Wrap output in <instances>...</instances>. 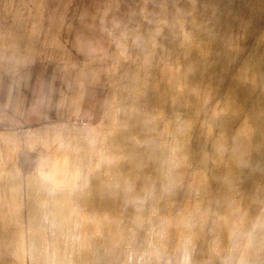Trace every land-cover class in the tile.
Segmentation results:
<instances>
[{
    "label": "rangeland",
    "instance_id": "obj_1",
    "mask_svg": "<svg viewBox=\"0 0 264 264\" xmlns=\"http://www.w3.org/2000/svg\"><path fill=\"white\" fill-rule=\"evenodd\" d=\"M35 61L0 264H264V0H0V79Z\"/></svg>",
    "mask_w": 264,
    "mask_h": 264
},
{
    "label": "crops",
    "instance_id": "obj_2",
    "mask_svg": "<svg viewBox=\"0 0 264 264\" xmlns=\"http://www.w3.org/2000/svg\"><path fill=\"white\" fill-rule=\"evenodd\" d=\"M36 61L29 67L20 72H8L3 74L0 79V124H16L24 122L26 125L34 126L54 118L51 99L40 92L42 77L36 70ZM62 78V88L68 87V93L60 98L62 104L66 103L72 92L69 91L70 79ZM82 77L76 81L73 88L78 91L84 85ZM87 86H85L86 88ZM86 94V93H85ZM84 96L78 101V107L73 109L75 115L80 113L84 107ZM65 95V94H64ZM14 107V108H13Z\"/></svg>",
    "mask_w": 264,
    "mask_h": 264
},
{
    "label": "bare ground",
    "instance_id": "obj_3",
    "mask_svg": "<svg viewBox=\"0 0 264 264\" xmlns=\"http://www.w3.org/2000/svg\"><path fill=\"white\" fill-rule=\"evenodd\" d=\"M53 133V132H52ZM53 135V134H52Z\"/></svg>",
    "mask_w": 264,
    "mask_h": 264
}]
</instances>
